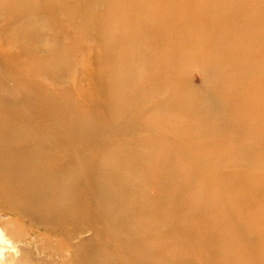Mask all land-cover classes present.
<instances>
[{"label": "rangeland", "instance_id": "obj_1", "mask_svg": "<svg viewBox=\"0 0 264 264\" xmlns=\"http://www.w3.org/2000/svg\"><path fill=\"white\" fill-rule=\"evenodd\" d=\"M119 2L0 0V118L41 163L0 264H264V0Z\"/></svg>", "mask_w": 264, "mask_h": 264}, {"label": "bare ground", "instance_id": "obj_2", "mask_svg": "<svg viewBox=\"0 0 264 264\" xmlns=\"http://www.w3.org/2000/svg\"><path fill=\"white\" fill-rule=\"evenodd\" d=\"M119 1L120 0H116V2H119ZM229 33L238 34V36L236 38H238L239 36L244 38L246 35L245 31H241V32L237 31L236 27H234V29H232V31H230ZM215 42H216V40H212V44H215ZM260 42L263 45H262L260 50H258L259 47L257 46L256 51L258 52L259 56H263L264 55V36H263V34L260 35ZM218 46H219V44H218ZM249 47H251V46H249ZM219 49H221V46H219ZM22 121H23L22 123H19V122L13 121L12 119H7V120L4 119L3 120L0 118V181H1V183H0V211H4V212L7 211V212H10L11 214L13 213L15 215L17 214V215H21V216L34 217L33 219L36 220L38 218V216H36L37 214L34 215V214L29 212L30 211L29 199L33 196L34 191L37 189L38 183H40L41 180L39 179V177L36 178V177L32 176L31 170H30V165H32V164L29 163L28 161H30V162L34 161L36 163H40V161H38V162L35 161V159L37 160V158H36L37 152L33 151V144L38 143V137L29 138L28 135L25 133V130H26L25 128H27L28 123L35 125L38 128V121H37V124H35L36 123L35 121L34 122H27L25 120H22ZM52 124H54V123L52 122ZM57 126H55V127H57ZM62 126H66V125L63 124ZM47 127H52V126L48 125ZM260 127H262V125H259L258 129ZM260 136H261V134L259 136H256V137H260ZM67 137L68 138L64 139V140L65 141L68 140L69 143H71L72 140H74V137L71 134L68 135ZM56 138H55V140L52 139L51 141H49V143L50 142L54 143L55 141L59 143V140H63V138H59V139H56ZM16 140H20L18 142L20 144H15ZM32 140H35L36 142H34ZM46 140L48 141L50 139H46ZM254 142H256L258 145H264V137L256 138V140L254 139ZM49 143H47V144H49ZM249 143L250 142H248V144ZM47 144H46V148L49 147ZM243 145H245V143H243ZM248 146H244V147L239 146L238 149H240V150H242L243 148L248 149ZM251 151H252V149H249V152H251ZM256 158H258V156H256ZM65 160H66L65 162H67V159H65ZM251 160L253 161V159H251ZM73 161L76 162L75 157H74ZM77 163H79V162L77 161ZM71 164H73V162ZM248 165H249V163H248ZM41 169H43V168H41ZM58 169L59 168H57L55 171H58ZM78 171H79V168H78ZM76 173H78V172L76 171ZM75 176L77 177L75 172H72L71 176H69L70 180H72ZM228 176H230V175H226L225 178ZM234 178L235 177H232V179H234ZM232 179H231V183L237 184L236 183L237 180H232ZM42 180L48 181L51 179H50V177H46V178H42ZM228 181H229V179H228ZM13 182H17L19 184L18 188H17V194H10L7 191V189L11 187V184ZM257 182H259V181H257ZM27 184H31L33 187L28 188ZM67 185H68L67 188L69 189L71 187V183H68ZM255 185L256 186L253 187V189H252L254 194H251L254 197L249 198L250 200L248 198L244 199V201H242L241 203H244L245 201H247V202L253 201V202H250L252 208H254V209L258 208V210H259V208L262 207V204L264 203V197H260V196L264 193H259V191H261L263 189V187L262 188L260 187V186H262L261 184H255ZM33 189H34V191H33ZM146 189L147 188H144L143 191H146ZM247 193L250 194L248 191H247ZM149 195L152 196L151 194H149ZM241 195L244 197L245 194L241 193ZM222 206H224L223 203H214L213 209L214 210L219 209ZM254 209H252V210H254ZM254 212H257L258 215L261 214V210L260 211H254ZM231 216H235L233 212L230 214V217ZM258 217L260 218V216H258ZM45 218H46L45 224L51 223L53 226V223L51 222V219L47 214H45ZM237 224L239 226H241V228H242V229L236 228L237 234L241 233L244 228H248L249 226L250 227H257V228L261 227V225L258 227L255 221H250V222L247 221L246 222L245 220H241ZM141 225H142V223H140V225H139L140 229H144L143 225L142 226ZM42 230H45V229L43 228ZM51 231L49 230L47 232H51ZM57 232H59V231L57 230ZM57 232H56V230L54 231V233H57ZM52 233H53V231H52ZM0 240L1 241L3 240L4 242L5 241L9 242V239H7V236L3 230L0 231ZM85 242H86L85 238L81 236V237L77 238L76 243L78 244V246L81 247L84 245ZM11 244H13V243H11ZM202 249L203 248H201L199 250L200 256H203ZM257 249L259 252H261V253L263 252V250L262 251L260 250L261 248H257ZM68 254H69L68 257L70 259L75 257L72 259V261H74L75 259L77 261V254L74 253V248Z\"/></svg>", "mask_w": 264, "mask_h": 264}]
</instances>
